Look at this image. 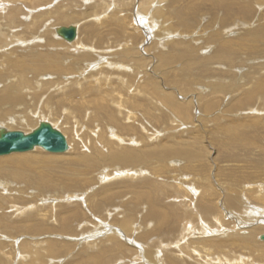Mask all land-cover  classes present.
Returning a JSON list of instances; mask_svg holds the SVG:
<instances>
[{
    "label": "rangeland",
    "instance_id": "374dc122",
    "mask_svg": "<svg viewBox=\"0 0 264 264\" xmlns=\"http://www.w3.org/2000/svg\"><path fill=\"white\" fill-rule=\"evenodd\" d=\"M109 1L98 13L79 0H44L32 11L5 5V14L20 7L23 24L64 10L74 23L52 25H80L78 50L90 57L66 75L28 74L24 107L0 111V119L26 121L13 130L54 124L70 148L27 152L47 160L39 171L48 188L30 182L36 171H23V180L5 167L0 264H264V0H153L148 13H138L141 0ZM66 45L44 52H65L66 67L76 59ZM13 48H0V60L9 50L19 61L36 51ZM2 80L0 95L9 85ZM119 97L132 120L92 119V104ZM123 150H132L130 162Z\"/></svg>",
    "mask_w": 264,
    "mask_h": 264
},
{
    "label": "bare ground",
    "instance_id": "6f19581e",
    "mask_svg": "<svg viewBox=\"0 0 264 264\" xmlns=\"http://www.w3.org/2000/svg\"><path fill=\"white\" fill-rule=\"evenodd\" d=\"M42 1H44V0H22V2L19 1V0H0V18L2 20L5 19V21H7V23L5 25H0V44H1L0 48H9L11 46L13 48L15 46V44L17 43V45L18 44H23V46H25V47L27 45V48L32 47L33 49L36 50V51L32 50L33 51V54L32 55L31 54L30 55H27L28 57H30L29 60H26L25 58H23L22 61L21 60L19 61L18 58H16V59L13 60L11 58V56H9L10 55L9 54L10 53V50H9L8 55H4V57H6V58L5 59L3 58L2 60H0V69H1L0 70V79L1 78L2 79H5V81L4 80H2V81H4V82H6V83L9 84L7 86V89L5 91V94L0 95V111L2 110V108L4 109V107L7 108L8 105L11 106L12 108L14 106L15 107L16 106L18 107L20 105L21 106L23 105L22 102H24L23 100H25V98H26V96L23 94L24 93L23 89L24 88H31V87L33 88V86H32L33 85V81L28 80V77H26V76H28V74L33 75V77L35 76V78L38 77V76L39 77L40 76L42 77V75L44 76L45 73H47V74L50 73L52 75H57V76H62L64 74L66 75L68 73V71L71 70V68H73V70H74V67L77 64L78 65L83 64V61H80L79 59H85L87 57H90V53H86V52H83V51L78 50V49H83L82 46H78L77 45L78 44V41H79L80 25L76 24V25L68 26V27H66V26L59 27L58 25L57 26L52 25L53 24V23H51V21H53L52 18L54 19V21H57L59 23H64V25H65V23H67V24L69 23V25H70V23L72 24V22L74 23L75 18L73 16H70L69 14H67L64 10H58V11H56V15L55 16H53V13H46L44 11H40L36 15V19H37L36 22L35 21L32 22V23L26 22L24 24L23 23H20L21 22L20 21V9H19L20 7L15 6L12 9L9 8L8 9L9 11L7 12V14H5L6 13V10H7V9H5L6 8L5 5L8 4V3H11L12 5H18L19 3H25L24 5H28L30 11H32L34 9L35 10L36 9L39 10V8L42 7V5L44 3ZM88 1L89 2H93V4L91 5V8H92V10H94V13H98L100 11H102V12L103 11H106L110 7V1L109 0H79V2L82 3V5H83V3H87ZM152 1L153 0H141L140 1V4H139V11H138V13H140V12L148 13V10H149L150 6H152L151 4H153ZM159 1L161 2L162 0H159ZM119 4H120L119 1H117L116 6H118V8L120 7ZM121 4H122L123 7L128 6V5H125L123 3H121ZM220 5L221 6L228 7L227 5L222 4V2H221ZM229 5H232V4H229ZM230 7H232V6H230ZM120 10L121 9H119L117 11H120ZM49 12H50V10H49ZM154 12H155V14L153 13V18L154 17L155 18L161 17L162 9H160V8L158 9L157 8V9L154 10ZM143 18L144 17H141L142 20H143ZM72 27H74V28L77 29V37L72 42H68L65 39L64 35H59L60 33L58 32V29L59 28L60 29L61 28L70 29ZM10 30H11V32H10ZM3 31L4 32L5 31H8L9 35L4 34ZM26 35H30L31 37L28 38V37H26ZM8 36H10V37H8ZM55 40H56V42H55ZM66 43L69 44L70 47H71V49H73V51L75 52L74 53V56H76V59L71 60L72 62L71 61L69 63L67 62L68 63V66L65 67L64 64L66 63V61L70 60V58L67 57V55H65V52L62 55H57L54 52H52L53 53L52 54L50 52H44V51H47L48 49H51V48H53L55 46L58 47L60 45L63 46V47L65 46V47L68 48V46L66 45ZM230 43L231 42H229V44ZM227 47H229V46H227ZM91 48L93 50V53L96 52V49H97L96 46L93 47V45H91ZM13 49H15V48H13ZM38 49L39 50L41 49V50L39 51ZM37 50H38V52H37ZM94 54H96V53H94ZM12 57H13V55H12ZM85 65H86V68L87 69L92 68L91 67L92 62H90V61L89 62H86ZM101 67H103V65L99 66V68H101ZM12 70L14 71L15 75H17V77H18V80H17V82L15 84L12 81L10 82L11 76H13V74L11 75V71ZM93 70L95 71L97 69H93ZM77 71H79V66L77 67ZM35 84H36V82H35ZM75 84H78V83H75ZM12 87L13 88H16L17 91L19 90V92H21V91H23V92H21V94L18 95L16 93H14V90H13ZM40 87H42V86H40ZM75 90H78L79 93L81 94L82 91H83V86L81 87L80 85H78V86H76V89ZM89 92L90 91H88V93ZM93 94L95 95V93H93ZM97 97H98V95H97ZM125 101H126V99L124 100V99H122V97H119L117 102L115 100H110L109 104L108 105L107 104L105 105V104H102V101H101V98H100V101L97 102L98 104L97 103L92 104V107H91V110L93 111V113H92V119H95L96 114L99 113L100 115L103 114L106 117L105 119H107L110 123L112 121H114V120H117L118 119L117 117L119 115H124L125 120H127V121L132 120L134 117H132L131 115H129L127 113V112H131V111L128 109V106L125 105L126 104ZM25 102H27V101L25 100ZM103 103H105V102H103ZM108 106H110V108H109V109H111L110 111H108ZM22 107H24V105ZM113 109H115V110H113ZM13 111L14 110L12 109L11 112H13ZM8 114L9 113H6L7 119H4V118L0 119V125H3V126L8 127L7 129H10V130H13V128H18L19 129L21 127H26V121L24 119H22L20 117L15 118L13 116V114H9V115ZM119 120L120 119H118L117 121H119ZM40 123L38 124V126H40ZM121 125H123V127L127 128L130 131L132 129L131 126L127 127L128 126L127 124L125 125V124L122 123ZM3 126H0V127H3ZM52 126L57 129V127L54 124H52ZM36 128H34V129H36ZM124 131H126V129ZM110 135H111V137L113 135L114 137H116V139L118 141H120L122 143L125 142L124 139H122L119 136V134H116V131L115 132L114 131H110ZM109 144H111L110 143V140H109ZM69 149L70 148H69V144H68V150ZM123 151H124L123 152V155H124L123 158L121 157L122 156L121 154H120L121 156L119 154H117V155H119L120 156V159H123V161L130 162V159L132 158V155H133L132 154L133 153L132 150H123ZM133 151H134V149H133ZM66 152H64V153H57V154L58 155L59 154H65ZM83 159H85V158L83 157ZM46 161H47L46 159L40 158V156H35L33 153H29V154L28 153H26V154H22V153L21 154H16V153H14L11 156H6V157L4 156L3 158H0V176H1V174L3 175L5 171H7V170H5V167L11 165V166H13L14 170H15V168H17L19 170L18 172H15L14 171L15 173H13V174H16V176H19L21 179L24 180V178H25L24 176L25 175H24V172L23 171H28V170L29 171H34V172L36 171V172H38L37 173V175H38L40 173L39 170L41 169V167H43L42 165H39V164H41V162L42 163H46ZM4 163H6V165ZM125 172H127V171H125ZM128 172H131V170H129ZM44 174H45V172L40 173L38 175V177L37 176L34 177V179L33 180H30V182H33L35 184V186H39V187H42L43 186V187L48 188L50 186V184H49V182H47L45 180V175ZM4 175L5 176H9V175H6V174H4ZM28 180L29 179H26V182ZM30 182L28 183L29 185H30ZM235 197H237V196H235ZM260 199H263V198L260 197ZM258 201H260V200H258ZM242 202H244V201L242 200ZM237 204L239 205L237 198H234V199L231 200V205H237ZM205 209L211 210L209 207H207ZM151 215H152V217L160 218V220L162 221V223L165 222L166 219H167V215L165 213H161L159 211L156 212V209L154 208L153 205L151 206ZM260 239H261V237H260ZM241 262H244L242 260V258H240V260H238L236 262V264H238V263L240 264ZM230 263L231 264H235V262L234 263L233 262H230Z\"/></svg>",
    "mask_w": 264,
    "mask_h": 264
},
{
    "label": "water",
    "instance_id": "95a60500",
    "mask_svg": "<svg viewBox=\"0 0 264 264\" xmlns=\"http://www.w3.org/2000/svg\"><path fill=\"white\" fill-rule=\"evenodd\" d=\"M58 32L59 35H64L68 42L77 37V29L74 27L59 28ZM35 148H42L54 154L64 153L68 150V142L64 134L47 121H42L40 126L28 133L0 127V156L27 153ZM261 240H264V235L261 236Z\"/></svg>",
    "mask_w": 264,
    "mask_h": 264
}]
</instances>
